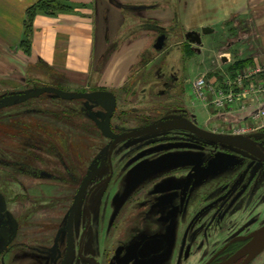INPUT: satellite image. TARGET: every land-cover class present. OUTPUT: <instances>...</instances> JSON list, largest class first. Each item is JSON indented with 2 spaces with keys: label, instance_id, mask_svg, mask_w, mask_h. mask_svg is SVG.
<instances>
[{
  "label": "flooded vegetation",
  "instance_id": "af4514ba",
  "mask_svg": "<svg viewBox=\"0 0 264 264\" xmlns=\"http://www.w3.org/2000/svg\"><path fill=\"white\" fill-rule=\"evenodd\" d=\"M160 118L115 132L166 119H186L198 131L166 127L113 149L109 138L65 218L48 227L28 214L21 218L15 213L21 204L0 190V264H187L201 254L199 264H264V249L256 257L241 253L264 226V128L231 145L201 134L228 133L202 128L183 109ZM134 147L140 148L131 153ZM163 160L149 172L133 170Z\"/></svg>",
  "mask_w": 264,
  "mask_h": 264
},
{
  "label": "rangeland",
  "instance_id": "374dc122",
  "mask_svg": "<svg viewBox=\"0 0 264 264\" xmlns=\"http://www.w3.org/2000/svg\"><path fill=\"white\" fill-rule=\"evenodd\" d=\"M116 5L129 12L136 11L138 16H143L147 8L144 5ZM141 27L144 32L149 30L143 25ZM165 30L162 32L167 36L164 49L154 48L162 33L149 30L153 34L149 49L133 68V78L127 81L123 91L118 92L117 110L110 120L112 130L115 132V129H122V125L134 127L141 121L160 118L177 108L194 116L198 125L207 130L234 134L233 125L242 121L256 127L250 122L252 108L239 111L237 115H216L209 104L194 97L190 92L192 83L205 69L193 64L198 62L195 56L197 53L185 41V35L179 33V28ZM256 37L253 33L244 37L255 43V50L248 49L249 45L239 47L238 43L209 53L206 50L205 56L213 65L211 69L219 71L218 55L225 51L231 53L234 61L250 58L253 63L256 60L264 67V50H260L259 39ZM185 45L189 48V55L186 54ZM224 71L227 69L224 68ZM261 76L264 78V72ZM47 77L42 75L44 79ZM53 83L57 84L30 79L27 85L0 92V98L42 85L66 89L59 82L57 85ZM183 87L186 93H183ZM69 89L67 91H79ZM176 91L179 96L174 98ZM260 97L264 101V95ZM104 116L105 111L93 102L82 98L65 100L49 93L0 109V190L6 193L10 203L21 204L16 206V214L21 218L28 214L47 227L54 219L65 218L76 186L91 163L107 147L109 138L104 136L99 126ZM263 128H253L245 134L250 135ZM140 147L132 148L131 153ZM120 151V148L116 151L118 163L121 162ZM201 255L192 257L187 264H199Z\"/></svg>",
  "mask_w": 264,
  "mask_h": 264
},
{
  "label": "crops",
  "instance_id": "0c3cea01",
  "mask_svg": "<svg viewBox=\"0 0 264 264\" xmlns=\"http://www.w3.org/2000/svg\"><path fill=\"white\" fill-rule=\"evenodd\" d=\"M37 1L0 0V92L40 79L63 84L65 90H108L118 98V92L133 78V68L149 49L153 36L149 30L162 33L179 28L197 53L198 62L193 64L205 69L199 76L206 75L211 81H221L235 61L230 52L220 53L219 71H214L206 50L218 51L236 43L255 50V43L244 38L252 33L264 50V0H70L73 11L57 16L41 14L33 20L32 52L27 55L19 45L26 10ZM115 3L147 8L138 16L136 11H126ZM142 25L149 30L142 31ZM191 32L200 35V44L190 41ZM162 36L166 41L163 33L157 41ZM185 51L189 53L186 45ZM43 74L48 77L42 78ZM174 96H179L177 91ZM238 112L235 109L216 115Z\"/></svg>",
  "mask_w": 264,
  "mask_h": 264
},
{
  "label": "water",
  "instance_id": "95a60500",
  "mask_svg": "<svg viewBox=\"0 0 264 264\" xmlns=\"http://www.w3.org/2000/svg\"><path fill=\"white\" fill-rule=\"evenodd\" d=\"M208 31L210 30H205V32ZM188 37L191 39L190 41H192L193 43H197V44L201 43L200 35L196 32L189 33ZM164 41H165V36L160 37L156 42L155 47L157 49H161L165 43ZM46 93L56 95L65 100H79L82 98L84 100H87L88 102H93L94 104L100 106L101 109L105 111V116H104V120L101 121L99 126L104 136L111 138L113 140L111 146L112 149L114 148L113 146L119 143L122 139L134 138V137L137 138L138 136H141L145 133L157 131L166 127H175L185 130L187 129L194 132L198 131V129L193 126V123L186 119L180 121L178 120L169 121L168 119H166V120H160L143 128L130 130V132L127 133L116 134V132L112 130L110 120H112L114 113L117 109L118 101L116 95L108 90H95L90 92H83V91L71 92L54 86L42 85V87H35L32 89L29 88V90H26L21 93H11L3 96L2 98H0V109L13 105L15 103L25 102L30 98L38 97ZM200 132L201 130H199V133ZM201 134L206 136L208 139H212L215 142L228 143L231 145H238L239 141L246 139L244 134H215L204 131L201 132ZM162 163H164V160L157 162L156 161L148 162L142 165L141 167L138 166L134 167L133 170L136 171V169L139 168L141 171L149 172L157 168ZM91 179L92 176L89 173L85 177L82 186H80L81 188L76 196L75 204L72 210L76 209V207L79 205L80 199L84 191L86 190V186L90 183ZM251 237L252 240L248 244H246V247L242 249L241 253L242 255L249 254V257H256L264 249V226L256 230Z\"/></svg>",
  "mask_w": 264,
  "mask_h": 264
},
{
  "label": "built area",
  "instance_id": "2783aa9c",
  "mask_svg": "<svg viewBox=\"0 0 264 264\" xmlns=\"http://www.w3.org/2000/svg\"><path fill=\"white\" fill-rule=\"evenodd\" d=\"M264 67L254 61L242 69L227 71L221 81L206 79L201 75L195 79L191 91L197 100L210 105L215 113L227 111H248L252 108L250 122L256 127H264V101L260 96L264 95V78L261 76ZM208 105V106H209ZM247 121L234 124V134H245L253 129Z\"/></svg>",
  "mask_w": 264,
  "mask_h": 264
},
{
  "label": "trees",
  "instance_id": "16d2710c",
  "mask_svg": "<svg viewBox=\"0 0 264 264\" xmlns=\"http://www.w3.org/2000/svg\"><path fill=\"white\" fill-rule=\"evenodd\" d=\"M74 5L70 0H38L26 10V17L24 20V34L20 42V48L30 55L32 52V37L34 33V21L38 15L57 16L59 14L70 12L74 10ZM253 63L250 58L240 59L231 64L230 70L242 69Z\"/></svg>",
  "mask_w": 264,
  "mask_h": 264
}]
</instances>
